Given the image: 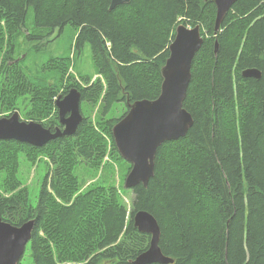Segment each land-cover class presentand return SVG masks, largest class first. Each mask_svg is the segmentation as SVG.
Wrapping results in <instances>:
<instances>
[{
	"label": "trees",
	"instance_id": "1",
	"mask_svg": "<svg viewBox=\"0 0 264 264\" xmlns=\"http://www.w3.org/2000/svg\"><path fill=\"white\" fill-rule=\"evenodd\" d=\"M109 5L0 0V116L19 112V98L27 97L22 117L53 130L59 125L55 99L71 87L81 93L82 113L74 134L41 147L0 140L2 220L16 226L35 220L25 247L33 264H132L150 240L133 224L140 210L156 219L158 246L173 260L167 264H264V0H236L216 34L211 0ZM29 9L35 30L27 41L40 42L71 24L74 50L90 45L96 75L74 76L79 73L59 56L42 65L56 72L55 82L33 81L17 66L14 50L27 31ZM180 23L199 25L203 36L183 101L193 124L183 138L158 147L153 176L147 186L133 187L125 204L111 177L117 165L123 182L130 164L111 130L128 104L159 95L161 68ZM245 69L260 76L244 77ZM117 103L125 110L116 118L109 114ZM20 155L32 164L46 161L35 204L18 178ZM82 165L101 174L82 183L75 172Z\"/></svg>",
	"mask_w": 264,
	"mask_h": 264
},
{
	"label": "water",
	"instance_id": "2",
	"mask_svg": "<svg viewBox=\"0 0 264 264\" xmlns=\"http://www.w3.org/2000/svg\"><path fill=\"white\" fill-rule=\"evenodd\" d=\"M130 0H110L109 9ZM216 6L214 34L219 31L225 13L236 0H211ZM200 26L190 28L182 23L175 28L169 44V56L162 68L159 95L152 100L141 99L128 104L126 113L113 125L111 133L119 155L130 164L123 186L132 189L138 184L147 186L154 173L158 147L165 141L183 138L193 124L191 114L183 107L191 79L193 57L201 47ZM244 77L258 78L256 69L242 71ZM81 93L71 87L55 100L58 126L53 130L40 122L22 120L17 110L0 117V140H16L41 147L58 137L72 135L82 121ZM140 232L150 235L148 248L137 255L132 264H167L173 260L162 254L159 246L160 228L153 215L137 211L132 217ZM35 220L19 226L0 216V264H18L31 238Z\"/></svg>",
	"mask_w": 264,
	"mask_h": 264
},
{
	"label": "rangeland",
	"instance_id": "3",
	"mask_svg": "<svg viewBox=\"0 0 264 264\" xmlns=\"http://www.w3.org/2000/svg\"><path fill=\"white\" fill-rule=\"evenodd\" d=\"M34 16L31 9L27 12L26 17V29L24 33L19 37L17 45L15 47V61L17 66L23 68L24 72L33 80H45L47 82H55L57 80V74L53 70H42V65L51 57H65L69 60L72 71L79 74H74V76H95V67L93 64L91 56V48L88 43L81 48L80 51L74 50V40L76 31L71 24H66L63 29L60 31L58 28H55L52 32L45 35L42 41L30 40L27 41L25 36L28 33H33L34 28ZM24 29V28H23ZM24 36V37H23ZM37 43V45H34ZM22 58V59H21ZM73 72V73H74ZM2 75H0V87L2 83ZM27 97H20L17 102V107L19 110L20 118L25 120L22 117L26 109ZM123 103H117L114 105L110 111V116L119 117L124 112ZM127 111V109H126ZM1 115V114H0ZM1 117V116H0ZM105 160H109L106 158ZM35 164H32L30 161L25 159L23 155L19 157V168H18V178L24 185L27 186L29 192V199L32 204L36 203L37 195L39 192L40 184L47 172V165L44 158H41L38 161L36 160ZM126 167L125 164L120 163V167ZM116 168V169H115ZM114 175L111 177L115 184L119 185V192L122 196V199L125 204L129 202L132 197L131 189L125 188L123 182H121L122 172L120 168L114 166ZM129 171V170H128ZM127 171V172H128ZM80 182H88L94 176L100 175V171L94 175V173H88L82 166H78L75 170ZM107 174V171L103 173ZM127 174V173H126ZM3 176V172L0 173V179ZM126 176V175H125ZM22 264H33L32 259L29 256L28 249L21 258Z\"/></svg>",
	"mask_w": 264,
	"mask_h": 264
},
{
	"label": "bare ground",
	"instance_id": "4",
	"mask_svg": "<svg viewBox=\"0 0 264 264\" xmlns=\"http://www.w3.org/2000/svg\"><path fill=\"white\" fill-rule=\"evenodd\" d=\"M116 8V7H115ZM179 21V20H178ZM202 24V23H201ZM188 27H190V26H188ZM194 27V26H193ZM190 28H192V27H190ZM205 28V27H204ZM203 33V32H202ZM207 33V32H206ZM201 34V33H200ZM208 34V33H207ZM201 37L203 38V36L201 35ZM203 43V42H202ZM110 50V49H109ZM199 50V49H198ZM216 50H217V42H215V51L214 52H216ZM61 92V91H60ZM27 121V120H26ZM78 128V127H77ZM50 129V128H49ZM52 130V129H51ZM77 130V129H76ZM20 262V261H19Z\"/></svg>",
	"mask_w": 264,
	"mask_h": 264
}]
</instances>
